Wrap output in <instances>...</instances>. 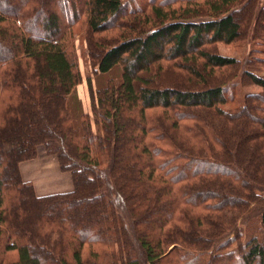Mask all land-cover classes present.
I'll list each match as a JSON object with an SVG mask.
<instances>
[{
    "label": "trees",
    "instance_id": "16d2710c",
    "mask_svg": "<svg viewBox=\"0 0 264 264\" xmlns=\"http://www.w3.org/2000/svg\"><path fill=\"white\" fill-rule=\"evenodd\" d=\"M17 3L18 15L0 10V43L11 47L0 56V139L22 136L0 154V264H264V77L245 71L226 85L242 61L215 49L238 41L234 17L245 25L254 17L256 27L264 5L57 0L60 15L44 4L40 14L32 0H11L10 9ZM79 17L102 79L86 80L92 120L69 49ZM174 76L198 87L164 86ZM252 85L260 92L235 95ZM29 106L33 127L23 116ZM38 145L70 172V191L36 196L22 180L19 165ZM189 164L204 168L183 173ZM20 202L46 207L34 228H24L31 219ZM66 205L75 222L61 221Z\"/></svg>",
    "mask_w": 264,
    "mask_h": 264
},
{
    "label": "rangeland",
    "instance_id": "374dc122",
    "mask_svg": "<svg viewBox=\"0 0 264 264\" xmlns=\"http://www.w3.org/2000/svg\"><path fill=\"white\" fill-rule=\"evenodd\" d=\"M56 1L57 0H32V2H34V3H33V5L32 4L31 5L34 6V9L39 11L40 14H42V10L44 9L43 4L47 7H49L51 11H57L59 13V11H58L59 7L56 8L57 7ZM259 3H260V5H264V0H259ZM46 4H48V5H46ZM10 6H11V0H0V10L2 12H5V13L11 14V15H18L19 14V10H18L19 7L18 6H20V3L19 4L17 3V5L15 6L16 9H10ZM37 14H38V12H37ZM60 15H62V14H60ZM41 16L39 15V17H41ZM36 17L38 19V15ZM83 18L84 17H79L78 20L74 23L73 33L71 35L72 40L69 43V49L71 50V52H73L75 54L78 69H79L80 75H81V81L75 89L76 95H77V97L81 103L82 112L87 114L90 117V119L92 120V111L91 110H92L93 103H95V102H93V100L91 98V93H89V89L87 87L86 80H87V77L90 76L91 81L93 82V85L94 86L96 85V87H97L98 86L97 83H100V82L102 83V79L96 80V77H94V75L92 74L93 70H94V66L91 63V60H90L91 58L88 54V46H87L85 39H84L86 31H85V28L83 26ZM37 19L32 21L30 25H31V27H35L34 30L36 32H38L39 36L42 37L43 33L41 31V28L38 24ZM262 20H264V17L260 18L257 21L256 27H255L254 26V23H255L254 17H253L252 21H249L247 23V25L244 24L243 18H241L239 16L234 17V21H236V23H239L242 26L241 27V34H240L238 41L233 43V44H230V45H223V44L217 45L216 44L215 49L218 50V52L220 54H222L224 56L235 57V58L239 59L240 61H242L241 65L237 66V69L235 68V71L237 72V74H236L237 76L234 77V79L226 85H231V84L236 83V81L239 80V78L241 77V75H243V73L245 71L254 73L256 75L258 74V75L264 77V53L262 52V49H263L262 45L264 43L263 42L264 41L263 40V38H264V27L262 25L263 24ZM20 22H21V20L18 23H15L17 27H21ZM7 45L8 44L3 45L2 43H0V56L1 57L6 55L5 52H9L11 50V47H9ZM249 51H250L251 59L248 61L246 54ZM247 61L251 62V63L246 65ZM176 78L177 77L174 76V77L169 78L167 80L164 79V83H163L164 86L174 87V88H177L179 90L180 89L181 90L182 89L183 90H185V89L186 90H192V89H195L198 87V86L196 87V85H194L192 83L188 84L185 81H183L182 83H179ZM259 92H260V90L256 86L252 85V86H245L244 88H241L240 91L237 88L235 95L242 97V96H244L245 93L251 94V93H259ZM73 103L75 104L74 100L70 102L71 106L74 105ZM256 107L257 106H255V105L253 106V111L250 112L251 115L257 114L256 110H258L257 109L258 107L257 108ZM260 109H263V111H264L263 106H260ZM27 112H28V114H27ZM27 112L23 113L24 119H25V121H27L29 119L30 125L33 127V124L38 123V122L35 119V117L33 116L32 112L30 111V106H29ZM180 113L183 116L189 115L185 112H180ZM15 117L18 119H21L20 115L14 116V118ZM239 118H241V114L237 117L234 116L232 120H233V122L236 123V120L238 121ZM92 126L94 129L93 121H92ZM249 126L250 127H248L245 132H247L246 137L247 138L249 137L248 141L250 144V142H252L254 140L256 135L251 134V132H254V131L251 128L252 125L250 124ZM13 128H15V127H13ZM28 135H29L30 140L34 139L30 135V132L28 133ZM0 136H2V135H0ZM11 136H12V138H15V140L10 139V138L7 140L0 139V154L2 153V150L5 147V144H8L9 145L8 149H10V148H15L17 146V144H15V142L18 143L19 141L20 142L22 141L21 133H19L17 135L11 134ZM146 137H147V141H155L156 143L159 142V141L155 140L156 137H153L152 133H147ZM12 140L15 142H13ZM248 149L249 148H247L246 151H248ZM22 151L24 152L23 147H22ZM22 154L23 153L21 152V154H18L16 158L18 159ZM35 155L32 156L33 158H31L30 160H26L24 162H21V164L19 165V172H20V175H21V178L23 181L31 183L36 196H45V195H50V194L63 193V192L70 191L73 188L70 172L64 171L60 168L58 160L54 155H51V154L47 153L46 151H44V148L42 145L37 146V151H36ZM191 165L189 164L186 168H184L183 173L187 174L188 171L194 172V171L201 170L202 168H204L203 165H201V167H199L200 164L199 165L198 164H196V165L191 164ZM193 165H194V167H193ZM183 173H180V174H183ZM8 188H9V186H8ZM214 191L215 190H213V192ZM20 204H22L24 209H27L29 211V213H28L29 215L27 216V218L31 219L30 225L28 224V222H27V224L23 223V225H25L24 228L25 229H30V227L34 228L36 225V219L38 218V216H40L38 213L42 210V208L46 209V207H43V203L37 204V203H29V202H26V203L20 202ZM69 207H70V205H69ZM33 214L35 216H33ZM58 214H60L59 216H60L61 221H64L66 219L70 223L75 222V220L72 218L71 212L69 211L67 205H66V213H64V212L60 213V211H58ZM50 217H52V216H50ZM23 231H24V229H23ZM23 235H24V232H23ZM30 243H32V241ZM34 246H37V244L35 243ZM47 248L52 253L53 250L49 247H47ZM171 248L172 247L168 248V252L170 251ZM37 249H38V246H37ZM37 252H35L34 255H36ZM38 253H40V252H38ZM53 253H54V251H53ZM13 255L14 254H11V255L9 254L8 256L12 257ZM55 257L59 258L60 256L58 257V255H56ZM98 258H100V257H98ZM194 261H197V263H199V264H210V263L204 262L202 260H198V259H194ZM232 261H234V260H232ZM197 263H194V264H197ZM46 264H54V263H48L47 262ZM97 264H101V263L98 262Z\"/></svg>",
    "mask_w": 264,
    "mask_h": 264
}]
</instances>
